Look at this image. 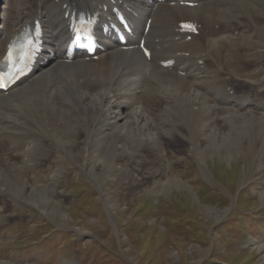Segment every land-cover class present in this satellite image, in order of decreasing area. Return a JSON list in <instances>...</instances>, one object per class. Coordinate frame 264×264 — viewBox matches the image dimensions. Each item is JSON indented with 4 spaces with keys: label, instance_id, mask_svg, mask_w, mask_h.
Returning a JSON list of instances; mask_svg holds the SVG:
<instances>
[{
    "label": "bare ground",
    "instance_id": "bare-ground-1",
    "mask_svg": "<svg viewBox=\"0 0 264 264\" xmlns=\"http://www.w3.org/2000/svg\"><path fill=\"white\" fill-rule=\"evenodd\" d=\"M114 1L7 0L0 21V54L35 19L43 26V48L35 71L0 92V167L3 159L24 161L7 172L16 183L0 173L1 186L24 192L23 174L34 172L26 161L37 165V159H61L57 154L61 148L77 158L85 149L91 157L87 161L94 159L93 152L108 154L110 159L133 158L143 147L159 153L160 134L174 128L181 135L184 129L197 143L204 129H219L210 122L218 114L223 117L220 127L227 131L215 135L235 144L245 142L254 155L258 153L260 163L264 159V79L258 83L249 66L264 58V0H194L193 7ZM112 5L137 12V19L131 17L134 36L128 42L133 47L124 49L107 40L105 51L96 52V60L79 54L65 60L61 42L69 32L72 11L103 14L101 7ZM186 20L201 24V39L192 36L193 42L186 41V34L179 31L180 22ZM142 39L150 49L149 59L138 47ZM169 59L175 60L174 70L163 65ZM259 65L264 68V63ZM156 109L160 114L151 117L148 113ZM33 192L27 190L23 198L34 196Z\"/></svg>",
    "mask_w": 264,
    "mask_h": 264
},
{
    "label": "rangeland",
    "instance_id": "rangeland-1",
    "mask_svg": "<svg viewBox=\"0 0 264 264\" xmlns=\"http://www.w3.org/2000/svg\"><path fill=\"white\" fill-rule=\"evenodd\" d=\"M255 62L249 69L262 80ZM222 119L212 117L219 129H204L197 143L168 124L174 129L160 134L159 153L143 147L133 158L110 159L93 152L87 161V150L77 158L57 144L61 159L27 160L34 172L23 174V194L0 184V264H264V159L258 163L245 142L218 138L227 131ZM21 162L3 159L0 173L16 183L7 172ZM27 190L34 196L25 199ZM184 192L194 210L174 207Z\"/></svg>",
    "mask_w": 264,
    "mask_h": 264
},
{
    "label": "trees",
    "instance_id": "trees-1",
    "mask_svg": "<svg viewBox=\"0 0 264 264\" xmlns=\"http://www.w3.org/2000/svg\"><path fill=\"white\" fill-rule=\"evenodd\" d=\"M180 221L184 222V221H186V220H184V219H180Z\"/></svg>",
    "mask_w": 264,
    "mask_h": 264
},
{
    "label": "snow or ice",
    "instance_id": "snow-or-ice-1",
    "mask_svg": "<svg viewBox=\"0 0 264 264\" xmlns=\"http://www.w3.org/2000/svg\"><path fill=\"white\" fill-rule=\"evenodd\" d=\"M0 86H2V85H0Z\"/></svg>",
    "mask_w": 264,
    "mask_h": 264
}]
</instances>
